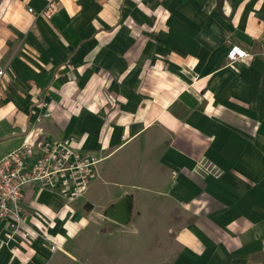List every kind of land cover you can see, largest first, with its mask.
<instances>
[{
    "label": "crops",
    "instance_id": "obj_1",
    "mask_svg": "<svg viewBox=\"0 0 264 264\" xmlns=\"http://www.w3.org/2000/svg\"><path fill=\"white\" fill-rule=\"evenodd\" d=\"M49 1L0 0V159L33 134L97 157L151 238L107 244L102 263L111 248L120 264H264V0H57L48 20ZM234 45L249 56L229 64ZM134 157L152 166L120 184ZM23 194L29 228L59 249L0 225V264L77 261L65 246L94 199L79 212L41 183Z\"/></svg>",
    "mask_w": 264,
    "mask_h": 264
},
{
    "label": "built area",
    "instance_id": "obj_2",
    "mask_svg": "<svg viewBox=\"0 0 264 264\" xmlns=\"http://www.w3.org/2000/svg\"><path fill=\"white\" fill-rule=\"evenodd\" d=\"M56 6L57 0H50L40 15L52 19ZM29 11L34 13L33 9ZM248 56L246 50L234 45L227 60L234 64ZM45 117H51V114ZM98 163L93 156H81L72 141H44L39 135H29L19 148L0 159V225L8 228L11 238L19 237L29 244L33 239L41 238L56 252L59 247L51 243L49 235L29 228L22 206L24 190L31 184L41 183L45 189L58 191L68 204L75 203L87 193Z\"/></svg>",
    "mask_w": 264,
    "mask_h": 264
},
{
    "label": "rangeland",
    "instance_id": "obj_3",
    "mask_svg": "<svg viewBox=\"0 0 264 264\" xmlns=\"http://www.w3.org/2000/svg\"><path fill=\"white\" fill-rule=\"evenodd\" d=\"M123 153L116 155L110 162H108L109 165H115V167H117L118 158L121 157ZM93 157L98 160L96 156ZM151 166V163L147 161V157L145 159L141 157H134L129 159L126 164L127 174L125 178L123 179V176L118 178L117 174L114 172L115 175H113L111 178V180H113L111 182H118L119 180L123 179L124 181H120V184H125L128 186L131 184V182L133 183V181H129L133 179V173H139L142 170L145 171ZM96 178L97 176L95 173V178L89 186L90 188L86 197L81 199L79 201L80 206L76 207V209H78L80 212L81 205H84L87 202L86 199H94L93 203L95 205L93 208L96 209L97 213V216L94 218L96 221L92 220L90 225H88L81 234H79L75 239L71 240L67 246H65L66 251L72 254V256L76 257V259L78 258L77 261L73 260L70 256H67L64 253L58 252L47 264H106L107 261L106 263H102V258L104 255L102 249L105 248L109 243H117L122 241L128 243H143L145 241L151 242V238L150 240L148 238V240H146V233H144L143 230L138 227V224L134 222L129 224L127 227H118L115 226V224L110 223L104 226L102 221V219H104V213L111 204L117 202L115 201V198L119 196L120 188L117 186V184L111 185L108 187L109 193H107L106 188L102 186L103 183L101 180H97ZM121 198H119L118 201ZM74 222L78 224L79 219H76ZM107 225H112V228L114 229H107ZM107 232L110 234H107ZM40 233L43 235H48L45 231H40ZM50 241L51 243H55L53 238H50ZM144 246H142L141 250H137L135 254L134 258H136V261L138 262L145 260L149 261L151 252L155 251L154 247H150L148 245L146 248H143ZM110 256L111 258L108 264H120L123 253L122 251L118 252L116 249L110 248ZM131 262L132 261L129 263Z\"/></svg>",
    "mask_w": 264,
    "mask_h": 264
},
{
    "label": "water",
    "instance_id": "obj_4",
    "mask_svg": "<svg viewBox=\"0 0 264 264\" xmlns=\"http://www.w3.org/2000/svg\"><path fill=\"white\" fill-rule=\"evenodd\" d=\"M132 213L133 200L131 196L127 195L114 205L110 206L105 212V217L123 227H126L132 220Z\"/></svg>",
    "mask_w": 264,
    "mask_h": 264
}]
</instances>
